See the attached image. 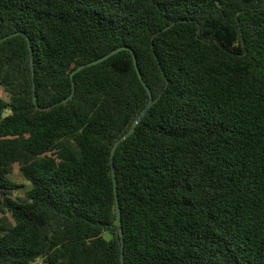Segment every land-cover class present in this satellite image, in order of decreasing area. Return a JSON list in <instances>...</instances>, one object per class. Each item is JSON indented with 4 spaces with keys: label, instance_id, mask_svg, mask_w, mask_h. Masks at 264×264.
Returning <instances> with one entry per match:
<instances>
[{
    "label": "trees",
    "instance_id": "16d2710c",
    "mask_svg": "<svg viewBox=\"0 0 264 264\" xmlns=\"http://www.w3.org/2000/svg\"><path fill=\"white\" fill-rule=\"evenodd\" d=\"M18 32L0 264H264V0H0ZM132 51L156 101L114 157L122 242L111 153L149 101Z\"/></svg>",
    "mask_w": 264,
    "mask_h": 264
},
{
    "label": "water",
    "instance_id": "95a60500",
    "mask_svg": "<svg viewBox=\"0 0 264 264\" xmlns=\"http://www.w3.org/2000/svg\"><path fill=\"white\" fill-rule=\"evenodd\" d=\"M21 33L22 32L14 33V34L9 35L5 38H1L0 42L4 41L6 39H9L10 37H12L16 34H21ZM122 50H130V48L127 46L117 48V49L113 50L112 52L108 53L107 55H105V56H103V57H101L95 61L80 65L71 73L72 80L74 79L75 74H77L78 72L82 71L83 69H85L87 67L102 63V62L106 61L108 58L112 57L113 55L117 54L118 52H120ZM133 54H134V52H133ZM134 60H135V65H136V68L138 71L139 78L142 81L144 87L148 91L149 101H148L147 105L145 106V108L141 111V113L137 116V118L133 122L132 128L115 143V145L112 149V153H111L112 176H113V181H114L115 201H116V211H117V225H118L120 232H121L122 242H123L124 232H123L122 215H121V208H120L119 196H118V182H117L116 172H115V167H114V157H115V153L117 151L119 144L122 143L123 141H125L128 137H130L135 132L139 123L142 121V119L145 117V115L149 112V110L152 108V106L154 105V103L156 101V100H154L152 91L148 87L146 81L143 78L142 72L140 71V69L138 67V62H137V58H136L135 54H134ZM73 85H74V89H73L72 94L68 98L62 100L61 101L62 104L68 103L73 98L74 92H75V83L74 82H73ZM34 101L37 103V96L36 95H34ZM122 264H125L124 247L123 246H122Z\"/></svg>",
    "mask_w": 264,
    "mask_h": 264
},
{
    "label": "rangeland",
    "instance_id": "374dc122",
    "mask_svg": "<svg viewBox=\"0 0 264 264\" xmlns=\"http://www.w3.org/2000/svg\"><path fill=\"white\" fill-rule=\"evenodd\" d=\"M12 179L20 184L23 185L22 188H20L15 194L18 197H23L26 194V191L29 189L30 184L29 182L24 178V176L21 173L20 167L19 166H15L14 168V173L12 175ZM0 216H2V213L0 211Z\"/></svg>",
    "mask_w": 264,
    "mask_h": 264
}]
</instances>
